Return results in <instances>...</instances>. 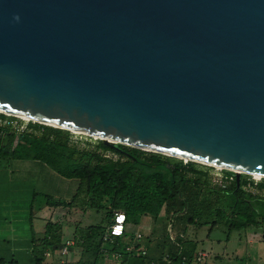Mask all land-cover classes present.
<instances>
[{"label": "water", "instance_id": "95a60500", "mask_svg": "<svg viewBox=\"0 0 264 264\" xmlns=\"http://www.w3.org/2000/svg\"><path fill=\"white\" fill-rule=\"evenodd\" d=\"M0 112L264 180V0H0Z\"/></svg>", "mask_w": 264, "mask_h": 264}, {"label": "trees", "instance_id": "16d2710c", "mask_svg": "<svg viewBox=\"0 0 264 264\" xmlns=\"http://www.w3.org/2000/svg\"><path fill=\"white\" fill-rule=\"evenodd\" d=\"M28 130L17 133L0 127V161L32 163L45 179L62 186L75 183L69 200L48 198V207L92 210L100 215L96 224L81 231L80 241L75 232L64 241L52 236L53 225L47 222L42 237H31L28 242L34 264H43L45 252L59 255L67 240L73 242L69 249L81 245L79 264H189L195 261L197 244L184 239L187 227L212 229L223 224L230 232L264 226V202L236 188L235 180L222 186L212 183L209 168L121 145L116 146L125 154L116 153L100 141L91 149L78 147L69 142V132L36 123H29ZM97 151L116 153L119 160L103 159ZM117 212L125 218L122 236L103 241ZM159 221L163 235L155 243L154 256L148 246ZM130 225L136 230L131 231ZM141 230L149 233L143 246L138 244L141 235L135 237ZM87 253L90 258H84ZM0 264L18 263L10 259Z\"/></svg>", "mask_w": 264, "mask_h": 264}, {"label": "rangeland", "instance_id": "374dc122", "mask_svg": "<svg viewBox=\"0 0 264 264\" xmlns=\"http://www.w3.org/2000/svg\"><path fill=\"white\" fill-rule=\"evenodd\" d=\"M69 134L71 142H79L78 147L88 145L91 149V146L100 141L84 135L74 137L71 132ZM1 136L4 140L5 133ZM74 188L75 183L72 181L62 186L60 182L45 179V176H40L39 171L33 168L32 163L0 161V227L17 228L19 240H27L11 245L0 244V260L8 262L13 259L18 264H34L30 253L33 247L28 243L29 238L40 239L47 222L53 225L52 236L59 235L61 241H64L75 232L76 240L80 241L81 231L83 232L89 225L96 224L100 215L92 210L82 213L78 208L68 210L45 205L48 198L69 200ZM255 206H260V203H256ZM54 225H59L60 229ZM161 225V221L155 222L153 236L148 246L149 252L152 249L151 254L154 256L157 253L154 250L155 243L163 235ZM129 227L131 231L136 230V226ZM141 231L142 233L137 232L141 235L138 244L143 246L149 233ZM183 234L185 240H192L197 244L194 258L197 254L204 256L202 261H191L189 264H264V226L230 232L223 224L212 229L208 226L201 228L189 226ZM80 246L78 243L73 250L68 249L65 256L53 254L43 264H79ZM89 255L90 253H87L84 258H90Z\"/></svg>", "mask_w": 264, "mask_h": 264}, {"label": "built area", "instance_id": "2783aa9c", "mask_svg": "<svg viewBox=\"0 0 264 264\" xmlns=\"http://www.w3.org/2000/svg\"><path fill=\"white\" fill-rule=\"evenodd\" d=\"M33 122L31 121H23L20 120L19 118H15L14 116H7L2 113H0V127H5L9 128L11 130H14L17 133H22V132H29L28 130V124ZM74 137H81L83 135L79 134H73ZM71 137V136H70ZM69 142L73 145L78 146V141L77 142H71L69 138ZM97 153L106 160L116 162L119 160V157L117 156L116 153L110 152V151H97ZM204 166V165H201ZM206 168L210 169L209 175L211 177V182L217 185H223L225 183H231L234 179V173L233 176H226L223 173V170L211 168L204 166ZM238 186H240L241 191H243L246 195H249L252 198L262 200L264 202V180L253 178V177H248L244 175L239 174V183ZM120 217H124V215L121 212H117L113 214V223L111 226L107 229L108 234L103 235V241L110 240V237H120L122 236L123 230H124V224H125V218L123 220H120ZM117 228H120L122 231L119 235H115L114 232ZM167 231L169 232V226L167 228ZM136 239L139 238V234L135 235ZM73 245L72 241H65L64 246L61 249L59 256H65L67 255L68 249ZM102 252V250L100 251ZM142 255L144 252L141 253ZM44 257L47 259L50 257L49 252L44 253ZM204 256L202 254H197L195 261L200 262L202 261Z\"/></svg>", "mask_w": 264, "mask_h": 264}, {"label": "crops", "instance_id": "0c3cea01", "mask_svg": "<svg viewBox=\"0 0 264 264\" xmlns=\"http://www.w3.org/2000/svg\"><path fill=\"white\" fill-rule=\"evenodd\" d=\"M29 208H31V205ZM28 233H30V232H28ZM19 238L20 237L18 236L17 228L11 229V228H7V227H4V228L0 227V244L11 245V243L15 244L18 242H26L27 241V240L21 241V240H19Z\"/></svg>", "mask_w": 264, "mask_h": 264}, {"label": "bare ground", "instance_id": "6f19581e", "mask_svg": "<svg viewBox=\"0 0 264 264\" xmlns=\"http://www.w3.org/2000/svg\"><path fill=\"white\" fill-rule=\"evenodd\" d=\"M0 113H2V112H0ZM2 114H4V115H7V116H10L9 114H7V113H2ZM15 118H19L20 120H23V121H29V120H27V119H25V118H21V117H17V116H14ZM38 124H40V123H38ZM71 133H73V134H79V135H84V136H87V137H89V138H92V139H98V140H100V138H97V137H94V136H90V135H86V134H82V133H78V132H72L71 131ZM108 142H110V141H108Z\"/></svg>", "mask_w": 264, "mask_h": 264}, {"label": "clouds", "instance_id": "9594fccd", "mask_svg": "<svg viewBox=\"0 0 264 264\" xmlns=\"http://www.w3.org/2000/svg\"><path fill=\"white\" fill-rule=\"evenodd\" d=\"M17 19H18V17H17ZM124 219V217H120V220H123ZM121 229L120 228H117L116 230H115V232H114V234L115 235H119L120 233H121Z\"/></svg>", "mask_w": 264, "mask_h": 264}]
</instances>
